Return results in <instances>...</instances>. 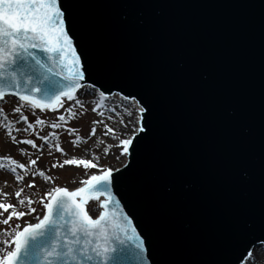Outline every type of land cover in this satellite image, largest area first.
<instances>
[{"label":"water","instance_id":"95a60500","mask_svg":"<svg viewBox=\"0 0 264 264\" xmlns=\"http://www.w3.org/2000/svg\"><path fill=\"white\" fill-rule=\"evenodd\" d=\"M70 3L87 82L153 109V136L114 184L152 258L239 264L264 244V0ZM88 210L98 213L95 203Z\"/></svg>","mask_w":264,"mask_h":264},{"label":"snow or ice","instance_id":"6c2138e0","mask_svg":"<svg viewBox=\"0 0 264 264\" xmlns=\"http://www.w3.org/2000/svg\"><path fill=\"white\" fill-rule=\"evenodd\" d=\"M121 3L144 8L153 6V0H121ZM75 31L70 0H0V101L6 94L17 96L20 102L41 112L46 109L57 111L65 102L72 101L65 112L75 117L83 115L85 109V101L78 98L76 93L80 92V97L85 94L93 96L91 102L95 106L92 111L101 119L92 122L89 137L96 136L95 125H102L101 135L114 141L103 148L102 154L108 156L110 149H116L112 156L120 166L101 165L100 155L92 148H86L84 151L88 158H66L60 163H53L51 167L72 165L86 171L95 169L96 172L80 180V186L74 190L52 187L45 191L39 201H35L31 196H22L24 188H35L37 176L46 183H50L52 178L44 170L27 171L28 167L37 164L35 159L25 165L10 157H0V160H8L11 167L7 170L15 177L17 184L24 180V175L18 173V169L32 177L29 183L13 193L16 204L2 202L8 193L0 192V224L7 226L0 230V237H3L0 239V264H156L150 254L148 238L138 231L133 219L124 214L120 201L114 199V184L118 179L116 174L123 176L125 170H131V163L140 158L143 147L153 136L152 106L148 101L120 89L119 99L123 103L107 108L111 90L106 95L94 82H87L91 64L87 63L86 51H78L80 43L74 35ZM33 50L44 53L47 62ZM97 91L99 101L95 100ZM121 108L123 111H120ZM75 109L81 111L77 113ZM105 111L109 113L107 116ZM13 112L20 113V107L14 108ZM2 113L3 109L0 108ZM116 113H119L115 117L118 128L105 123V120L113 121V114ZM55 119L56 122L50 127L61 128L66 122V115H58ZM20 120L27 125L24 131L34 127L27 116L21 114ZM34 123L43 125L45 120L37 118ZM5 128L13 143L28 145L42 153L43 149L33 139L17 141L12 135L11 123H6ZM66 130L69 133L75 131ZM244 131L247 132V128ZM50 135L58 139L55 134ZM40 139L49 153L54 147L56 152L67 156L59 143L50 144L47 136ZM97 139L99 143H104L99 137ZM72 143L77 146L87 143V140L77 137ZM261 146L264 169V125L261 129ZM21 155L26 153L21 150ZM161 179H167V176L162 175ZM259 193L264 221V175ZM89 201L97 202L99 214L95 218L89 214L90 210H86ZM37 202L42 205L43 215L35 217L36 223H26L23 228L19 224L14 227L10 224L13 219L20 220L32 215L36 211L32 205ZM18 208L25 210L18 211ZM256 247L250 245L246 250L250 260L254 261L252 253Z\"/></svg>","mask_w":264,"mask_h":264},{"label":"rangeland","instance_id":"374dc122","mask_svg":"<svg viewBox=\"0 0 264 264\" xmlns=\"http://www.w3.org/2000/svg\"><path fill=\"white\" fill-rule=\"evenodd\" d=\"M76 95L78 98H81L85 101V109L83 115L78 114L75 117H72L65 112V109H67L68 106L72 104V101L65 102L63 107L58 108L57 111L45 110L44 112H41L39 109L33 110L29 106L23 105V103L17 100L3 99V101H0V108L3 109V113L0 114V137L2 139H5L8 144L7 147L6 144H3L0 140V157H10L18 163L28 165V160H23V157H25V155H21L20 151H15V153H11L9 149L11 145L12 147L18 145L19 148L23 150L29 149L27 150L29 151V155L32 154L34 156L33 158L37 161V164L28 167V170L30 168L33 171L32 168L36 167L34 171L44 170L45 174L52 178V181L50 183H46L41 177H35L34 183L36 187H25L22 196H31L33 200L39 201L40 197L44 195L45 191L51 189L52 187H66L67 189H72L74 187L79 186L80 180L86 179L88 176L94 174L96 170L90 169L86 171L82 167L76 168L72 165H65L64 168H52L51 165L53 163H60L66 158H88L87 156H85L84 150L86 148H92L94 152L100 155L101 165L105 167L119 166V162L115 160L112 156V152H116V149H110L108 156H104L102 154V150L104 147H106L108 144L114 143V141L110 140L108 137H104L101 135L102 125H95L97 129V134L94 137H89V132L93 127L92 122L101 119V117L97 113H94L92 111V108L95 106L94 103L91 102L93 101V96L85 94L83 97H80V92H77ZM95 100L99 101L98 92H96L95 94ZM122 103L123 102L119 99L118 95H113L106 102V106L107 108H112L115 105H121ZM16 107H20V113L13 112V109ZM75 111L79 113L81 110L75 109ZM120 111H123V109L121 108ZM21 114L27 116L28 121L30 123H33L34 127L32 129L26 131L23 130L27 128V125L20 120ZM61 114L66 115V122L62 125L61 128L52 129L50 125L53 122H56L55 118ZM108 114L109 113L105 111V116H107ZM113 115L114 120H105V123H108L111 127L118 128V124L115 122V117H118L119 113ZM37 118L44 119L45 124L35 125L34 121ZM124 119L127 120V116H125ZM6 123H11L13 128L12 135L15 136L17 141L23 139H33L39 145V147L43 149L42 153L38 152L36 149H32L28 145L13 143L11 137L6 132ZM15 129H21L22 131L17 132L15 131ZM66 129H75V131L69 133ZM50 134H55L58 139H54L53 136ZM44 136L49 137L50 144L54 145L55 143H59L60 147L65 151V153H67V156H62L59 152H56L54 147L52 148L51 153H49V149L44 147L43 140L40 139V137ZM77 137L81 138V140H87V143H80L77 146H73L72 141L76 140ZM98 137L100 140L104 141L103 144L99 143V140L97 139ZM25 153L27 152L25 151ZM5 163H7V165L0 168V185H2V183H5L9 179V177H14L7 170L9 167H11V165H9L8 163V160H0V164L5 165ZM17 172L24 175V180L20 184H17L16 182L15 188L9 190L7 198L5 200H2V202L16 204V198L13 193L18 188L24 187V185L29 183V181L32 179L31 176L21 173L19 169L17 170ZM32 207L36 209V211L32 213V215H26L20 220L13 219L12 221H10V224L13 227L16 224H19L22 228L26 223L37 222L35 217L42 216L43 214L42 205L37 202L34 203ZM17 210L24 211L25 209L18 208ZM4 215L6 216L7 213H5ZM0 219H2V217H0ZM6 227L7 226L0 224V230L5 229ZM0 239H3V237H0ZM0 247H2V245H0ZM252 255L254 257V261H252V264H264V252H253ZM242 264H250V259H246L245 261H243Z\"/></svg>","mask_w":264,"mask_h":264},{"label":"bare ground","instance_id":"6f19581e","mask_svg":"<svg viewBox=\"0 0 264 264\" xmlns=\"http://www.w3.org/2000/svg\"><path fill=\"white\" fill-rule=\"evenodd\" d=\"M21 103H23V102H21ZM23 105H25L24 103H23ZM0 136H1V134H0ZM1 138V137H0ZM1 140V142L3 143V144H6V146L8 147V144H7V142H6V140L5 139H0ZM21 150H23V149H20L19 148V146L17 145V146H15V147H12V145L10 146V149H9V151L11 152V153H15V151H20L21 152ZM27 150H29V149H26V150H23L24 152L26 151L27 153H26V155H25V157H23V160H25V159H27L28 160V163H29V161L30 160H33L34 158V156L31 154V155H29V151H27ZM7 165V163H5V165H3V166H6ZM120 166V165H119ZM118 166V167H119ZM35 168L36 167H34V168H32L33 169V171L35 170ZM28 170V169H27ZM28 172L29 173H31L32 172V170L29 168V170H28ZM7 178V177H6ZM7 182V186H5V183H2V185H0V191H2V192H9V190L10 189H14L15 188V186H16V181H15V177H9V179L6 181Z\"/></svg>","mask_w":264,"mask_h":264}]
</instances>
